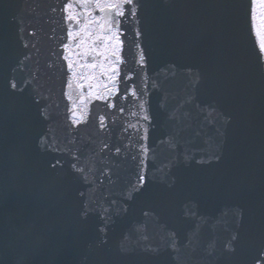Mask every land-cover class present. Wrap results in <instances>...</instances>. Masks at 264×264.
<instances>
[{"label": "water", "instance_id": "95a60500", "mask_svg": "<svg viewBox=\"0 0 264 264\" xmlns=\"http://www.w3.org/2000/svg\"><path fill=\"white\" fill-rule=\"evenodd\" d=\"M63 2L0 0V153L61 262L175 264L157 223L143 215L151 210L177 234L184 264H264V58L250 36V0H141L142 39L125 25V71L136 68L139 42L148 63L136 82L147 76L157 84L144 97L152 119L140 120L149 130L143 143L153 150L146 159L148 184L132 200L125 193L137 183L136 151L115 155L114 149L100 152V145H127L126 136L135 142V132L122 128L137 123L139 101L129 99L119 114L94 99L82 103L75 78L66 86V24L51 11ZM188 95L195 97L183 109L188 117L170 119ZM69 109L83 114L80 124H72ZM102 114L108 115L104 132L97 123ZM170 136L177 139L174 149L161 143ZM72 153L92 168V183L73 173ZM90 189L96 203L85 217L79 193ZM186 207L197 217H186ZM229 241L233 251L225 248Z\"/></svg>", "mask_w": 264, "mask_h": 264}, {"label": "snow or ice", "instance_id": "6c2138e0", "mask_svg": "<svg viewBox=\"0 0 264 264\" xmlns=\"http://www.w3.org/2000/svg\"><path fill=\"white\" fill-rule=\"evenodd\" d=\"M143 5L141 0H66L59 8L53 7L51 11H59L62 14V20L66 24V38L67 42L61 44L63 55L61 59L66 63L68 76L66 86L72 88L73 78L76 80L75 87L80 90L79 99L82 103H87L89 99H94L105 104L109 110H116L119 114H123L126 109L124 104L131 98L139 101L138 108L142 115H139L137 123H128L126 128H122V132L134 131L136 140L133 142L131 136H126L129 140L127 145H110L106 141H102L100 145V152L105 150L112 151L119 155L122 151L132 148L136 151L133 160L139 161L140 171L137 174V183L132 185L125 193V198L128 200L134 199L135 195L141 192L148 184V177L145 171L147 164L146 159L149 154L153 152L150 145L143 143L149 140V130L144 125H141L140 120L145 124L150 123L152 117L150 115L149 101L144 97L149 96V86L151 89H156L157 84L154 80H150L147 76L140 77V83L137 84V76L143 73L146 69L148 58L142 44L136 42L135 49V64L136 68L125 71L126 59L123 56L125 47V37L127 36L126 24H132V32L136 41H140L144 35L142 29L139 27L140 12ZM250 36L254 38L255 47L258 49L259 57L264 58V0H250ZM35 35V33H31ZM27 46V45H26ZM75 50V51H74ZM84 62H81V61ZM191 75L192 70H187ZM87 82L88 92L84 93L85 83ZM199 82V75L191 81L193 89ZM143 85V86H141ZM11 89L18 88L17 83L10 84ZM64 95L72 100V95L65 92ZM195 97L188 95L175 109L169 113V118L183 121L188 117L189 113L184 112L183 109L187 105H193ZM75 107V104L73 105ZM162 108L165 107V102H161ZM196 107L203 112V107L196 105ZM210 107V106H209ZM71 112V122L73 125H78L82 122L83 114L77 117L73 109ZM114 115L115 113H110ZM119 119L116 116L111 123L115 124ZM98 127L104 132L108 128V115H100L98 117ZM143 129V135H141ZM44 141H41L43 144ZM170 149H174L177 144L176 136H170L167 140L161 141ZM54 151L56 149H53ZM73 163L71 168L73 173L82 178L85 184L92 183L90 180V173L92 168L81 166L80 158L72 153ZM171 163V161H170ZM60 164V161H57ZM56 167V165H53ZM90 189L88 194L79 193L81 198H84V204L81 215L87 216L91 210L89 205L96 203L91 198ZM103 212H108V208H104ZM145 219H154L160 228L163 235L161 240L163 245L171 248L172 260L175 264H184L181 258L180 247L177 246L176 233L169 229L166 224L159 223L158 218H153L151 210L143 213ZM197 213L191 208H185V216L196 218ZM103 218V215H102ZM204 218L200 217L201 223ZM139 224V221H137ZM200 224L193 228L189 235H195L199 230ZM104 229H101L103 231ZM136 231H142V228H137ZM147 239V237H144ZM233 235L231 240H235ZM226 250L233 251L231 241L225 245ZM125 250L122 247V251ZM151 252H157L156 248L150 249Z\"/></svg>", "mask_w": 264, "mask_h": 264}]
</instances>
